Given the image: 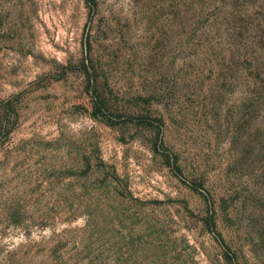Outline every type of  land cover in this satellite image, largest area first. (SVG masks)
<instances>
[{
	"label": "rangeland",
	"instance_id": "rangeland-1",
	"mask_svg": "<svg viewBox=\"0 0 264 264\" xmlns=\"http://www.w3.org/2000/svg\"><path fill=\"white\" fill-rule=\"evenodd\" d=\"M0 264H264V0H0Z\"/></svg>",
	"mask_w": 264,
	"mask_h": 264
}]
</instances>
